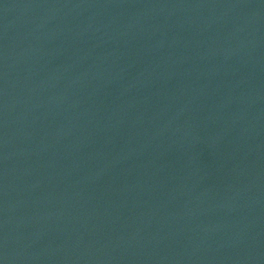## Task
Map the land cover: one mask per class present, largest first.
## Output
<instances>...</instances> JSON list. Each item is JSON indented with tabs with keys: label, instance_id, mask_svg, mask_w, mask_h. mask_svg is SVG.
<instances>
[{
	"label": "water",
	"instance_id": "water-1",
	"mask_svg": "<svg viewBox=\"0 0 264 264\" xmlns=\"http://www.w3.org/2000/svg\"><path fill=\"white\" fill-rule=\"evenodd\" d=\"M0 264H264V0H0Z\"/></svg>",
	"mask_w": 264,
	"mask_h": 264
}]
</instances>
